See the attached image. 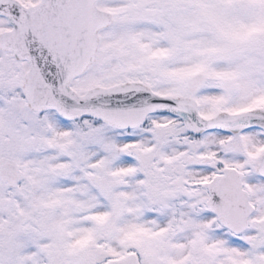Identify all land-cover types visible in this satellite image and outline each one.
Here are the masks:
<instances>
[{"label": "snow or ice", "instance_id": "1", "mask_svg": "<svg viewBox=\"0 0 264 264\" xmlns=\"http://www.w3.org/2000/svg\"><path fill=\"white\" fill-rule=\"evenodd\" d=\"M0 264H264V0H0Z\"/></svg>", "mask_w": 264, "mask_h": 264}]
</instances>
